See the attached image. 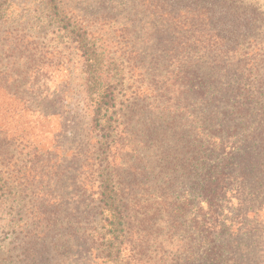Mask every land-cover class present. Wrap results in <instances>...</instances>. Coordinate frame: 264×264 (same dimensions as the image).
<instances>
[{
	"label": "rangeland",
	"instance_id": "obj_1",
	"mask_svg": "<svg viewBox=\"0 0 264 264\" xmlns=\"http://www.w3.org/2000/svg\"><path fill=\"white\" fill-rule=\"evenodd\" d=\"M69 1L80 16L76 34L93 35L104 59L98 75L110 81L115 101L103 131H95L77 36L47 19L34 26L42 52L36 66L50 78L47 88L61 94L55 102L34 99L21 115L0 94V112L10 109L0 125L17 139L0 145V264H189L185 252L202 237L193 226L196 176L179 159L190 157L200 124L210 133L213 126L232 131L222 148L239 143L243 103L252 110L247 126L263 120L264 99L248 86L264 87V0H225L223 29L210 23L227 46L241 44L236 55L214 43L209 25H146L130 0ZM197 76L206 83L204 104L194 95ZM234 190L228 185L217 200L228 231L216 240L231 234V256L264 264V207L246 216L250 231L234 232L243 218L238 203L250 199L249 191ZM113 192L127 207L129 227L121 231L103 221Z\"/></svg>",
	"mask_w": 264,
	"mask_h": 264
},
{
	"label": "trees",
	"instance_id": "obj_2",
	"mask_svg": "<svg viewBox=\"0 0 264 264\" xmlns=\"http://www.w3.org/2000/svg\"><path fill=\"white\" fill-rule=\"evenodd\" d=\"M130 2L136 15L143 13L146 16L148 20L145 21L146 25L181 26V29L186 30L195 25H209L210 30L213 31L210 32V37H219H213L214 43L222 42L223 52L233 55L240 52L241 44L227 46L224 43L226 36L219 35L221 28L210 24L213 20L216 21L215 23L220 21L221 24L218 23V26L223 29L221 20L224 16L223 9L228 8L225 6V0H130ZM33 3L37 5L34 9L31 6ZM77 13L75 6L69 0H0V94L2 99L20 108V115L30 111L29 107L34 99L55 102L61 94L57 89L52 91L47 88L50 78L44 76L36 66V61L41 59L39 57L42 56V52L37 51L38 42L32 35V30L35 25L44 24L47 19L52 25L60 28L61 33L64 30L65 35H68L74 31L75 37L77 36L74 42L76 50L82 53L83 66L86 69L85 94L89 102L91 126L95 131H103V124L107 122L112 110V102L115 101L114 88L107 78L103 79L98 75L104 59L95 52L97 45L93 35L80 34V32L76 34V30L80 29L77 28L80 24V16ZM243 30L228 31L234 38H247ZM255 84L257 87L252 80L248 87L256 95L257 100L264 99V87L259 81ZM194 87L196 102L204 104L206 94L204 79L197 76ZM262 110L260 116L263 120L256 126L252 124L253 127L250 128L251 126L246 125L245 117L252 110L244 103L240 105L236 111L239 115H246L237 125V130L242 131L240 135L242 140L227 148L222 147L232 139V131L225 133L224 130H218L213 126L210 133L209 129L206 132V126L203 128L204 124L196 126L195 137L190 142V157L183 158V156L179 159L180 163L186 164L185 168L189 173L193 172L192 174L196 176L192 184L196 196L194 209L201 219L195 216L193 226L194 232L198 233L196 237L202 239L198 240L196 250L191 248L185 252L189 264H246L244 255L241 256L240 261L234 254L231 256L230 245L235 241L230 238L233 235L227 234L225 238L216 240V233L221 235L228 231L227 220H222V212L218 211L220 205L217 200L224 195L228 185L234 184V191L238 195L246 190L249 191L250 199L238 203L239 211L243 210L240 214L243 218L234 232L250 231L249 225L252 222L247 223L249 217L246 216L250 212L253 216L255 213L259 214L264 207V107ZM9 112L10 109L1 111L0 120L8 117ZM206 121L205 118L204 122ZM6 132L0 125V145L2 143L11 145L17 141L13 136L7 139ZM221 134H224L225 138L221 137ZM217 157V162L210 163ZM121 200L119 192H113L112 198L106 200L102 208L105 216L103 221L107 226L114 227L116 231H121L118 228L120 225L129 227V223L127 224L129 219L125 213L127 207ZM245 203L251 205L253 210L252 207L242 209ZM204 228L206 236H202ZM226 238L230 239L231 243L225 241Z\"/></svg>",
	"mask_w": 264,
	"mask_h": 264
}]
</instances>
